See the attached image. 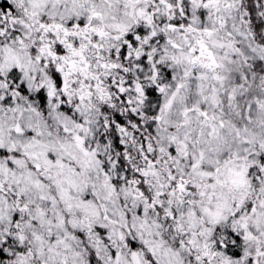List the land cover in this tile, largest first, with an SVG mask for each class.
<instances>
[{"label":"snow or ice","instance_id":"1","mask_svg":"<svg viewBox=\"0 0 264 264\" xmlns=\"http://www.w3.org/2000/svg\"><path fill=\"white\" fill-rule=\"evenodd\" d=\"M0 264H264V0H0Z\"/></svg>","mask_w":264,"mask_h":264}]
</instances>
